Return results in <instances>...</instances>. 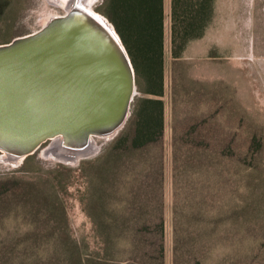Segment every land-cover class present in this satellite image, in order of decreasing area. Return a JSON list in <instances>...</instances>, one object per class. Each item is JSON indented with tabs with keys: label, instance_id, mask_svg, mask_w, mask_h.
<instances>
[{
	"label": "trees",
	"instance_id": "16d2710c",
	"mask_svg": "<svg viewBox=\"0 0 264 264\" xmlns=\"http://www.w3.org/2000/svg\"><path fill=\"white\" fill-rule=\"evenodd\" d=\"M215 1L170 0L173 59L181 56L189 42L203 36L213 19ZM7 5L0 0V20ZM102 14L127 51L142 96L131 104L130 117L113 138L112 148L103 149L95 161L107 174L129 168L131 178L122 184L129 190L117 202H109L108 177L103 174L99 198L81 201L89 227L77 238L67 206L57 196L34 201L24 191L26 186L0 187V210L17 200L33 231L39 229L40 212L47 206L45 235L42 230L21 238L0 235V264H167V234L169 264H257L253 242L242 252L245 237H256L254 227L245 230V235L240 224L247 216L255 217L260 192L264 194L255 150L258 140L248 138L240 148L231 137L220 141L196 134L200 127H193L183 136L172 135L167 155L162 101L164 0H106ZM129 125L131 136L126 134ZM168 178L171 196L167 203ZM223 224H230L233 231L221 229ZM42 239L52 244L47 262L36 253ZM23 243L29 246L19 250Z\"/></svg>",
	"mask_w": 264,
	"mask_h": 264
},
{
	"label": "rangeland",
	"instance_id": "374dc122",
	"mask_svg": "<svg viewBox=\"0 0 264 264\" xmlns=\"http://www.w3.org/2000/svg\"><path fill=\"white\" fill-rule=\"evenodd\" d=\"M7 8L0 20V44L14 38L23 37L38 31L49 18L65 14L62 5L56 0H6ZM106 0H96L91 8L102 14ZM165 5V40H164V136L166 154L170 151V139L173 134L183 136L187 130L200 127L196 134L211 135L217 140L231 137L241 148L253 136L258 140L260 176L264 183V0H216L213 19L203 36L188 43L178 59L170 53L169 8L170 0ZM136 81V77H135ZM142 96L139 85L135 83L134 99ZM131 103V104H132ZM133 108V107H132ZM133 110V109H131ZM131 112V111H130ZM129 130L126 134L131 136ZM95 153L75 163L59 162L50 157H43L44 144L33 155L18 165H11L1 159L0 187L26 186V190L38 198L49 199L54 195L62 200L68 209L73 233L77 238L84 235L88 219L83 211L82 200L96 201L99 198V185L103 174L108 177L109 202L115 203L127 194L129 187L122 184L129 181L132 171L119 168L114 173H105L97 158L103 149H110L113 138H96ZM82 161L87 163L81 164ZM92 163H88V162ZM112 161L109 166H112ZM108 165L104 166L105 170ZM126 166V165H125ZM131 170V168H130ZM108 175V176H107ZM170 177V174H168ZM169 178L165 200H170ZM113 184V185H112ZM264 191V186H263ZM115 193V196H114ZM117 194V195H116ZM21 196V195H20ZM255 208V217H245L241 230L253 225V239L246 236L242 252L248 251L253 242L257 253V264H264V194ZM22 198L19 197L18 200ZM17 200H12L0 210V235L21 238L26 233H46V204L41 210V225L37 231L25 209L19 207ZM170 214L169 210L166 211ZM43 223V224H42ZM221 229L232 230L230 224H223ZM246 235V234H245ZM38 243L36 253L42 262H47L52 244L46 239ZM29 245L23 243L19 250ZM223 245H221L222 247ZM167 264L170 262V235L167 234ZM218 250H221L219 247Z\"/></svg>",
	"mask_w": 264,
	"mask_h": 264
},
{
	"label": "water",
	"instance_id": "95a60500",
	"mask_svg": "<svg viewBox=\"0 0 264 264\" xmlns=\"http://www.w3.org/2000/svg\"><path fill=\"white\" fill-rule=\"evenodd\" d=\"M64 15L0 44V154L18 165L44 144L64 163L87 159L130 117L131 60L109 20L68 0Z\"/></svg>",
	"mask_w": 264,
	"mask_h": 264
},
{
	"label": "bare ground",
	"instance_id": "6f19581e",
	"mask_svg": "<svg viewBox=\"0 0 264 264\" xmlns=\"http://www.w3.org/2000/svg\"><path fill=\"white\" fill-rule=\"evenodd\" d=\"M55 1V0H54ZM96 0H82V2H83V4H84V6L86 7V8H88L89 10H92V8H91V5L95 2ZM56 3L55 4H57V5H62L63 6V8L65 9V12H67V10H68V8H69V2H68V0H56L55 1ZM93 11V10H92ZM51 18H49V20H50ZM49 20H47V22L49 21ZM46 22V23H47ZM45 23V24H46ZM94 148H97V145H96V143H95V140H94ZM42 156L43 157H50V158H52V155H50V153H49V151H45V150H43L42 151Z\"/></svg>",
	"mask_w": 264,
	"mask_h": 264
}]
</instances>
